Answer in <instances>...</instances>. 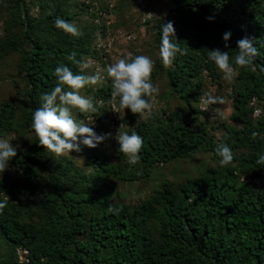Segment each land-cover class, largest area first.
<instances>
[{
  "label": "trees",
  "instance_id": "1",
  "mask_svg": "<svg viewBox=\"0 0 264 264\" xmlns=\"http://www.w3.org/2000/svg\"><path fill=\"white\" fill-rule=\"evenodd\" d=\"M167 1L165 17L141 21L153 45L141 50L137 44L129 53L154 61L151 80L159 93L153 107L161 104L144 116L121 110L119 133L136 132L144 141L140 161L131 165L118 152L116 136L104 148L81 144L80 152L57 156L39 145L31 128L41 95L56 86V67L63 63L81 74L68 55L91 65L85 75L114 62V50L102 45L120 34L113 17L123 0H0V69L11 60L15 71L7 75L14 97L0 104V138L18 149L0 174V201L7 200L0 212V264H20L19 248L30 251V264H264V165L256 164L264 154V0ZM147 2L139 6L142 17L153 14L150 4L159 0ZM57 17L82 35L56 28ZM168 21L185 54L177 53L166 68L159 46ZM225 32H231L228 48ZM121 33L137 40L136 30ZM244 37L254 39L255 70L234 64ZM216 48L229 52L237 72L227 95L223 73L207 58ZM85 91L100 102L98 111L77 110V119L105 127L111 81ZM206 93L231 102L228 118H211L201 102ZM222 143L234 153L223 166L216 154ZM197 155L212 163L199 176L165 178L136 206L121 201L115 183L151 182L158 169ZM258 178L260 185L253 183Z\"/></svg>",
  "mask_w": 264,
  "mask_h": 264
},
{
  "label": "clouds",
  "instance_id": "2",
  "mask_svg": "<svg viewBox=\"0 0 264 264\" xmlns=\"http://www.w3.org/2000/svg\"><path fill=\"white\" fill-rule=\"evenodd\" d=\"M145 16L151 18L153 14L148 13ZM55 26L73 37L82 35L74 23L59 17L55 21ZM160 30L159 57L163 66L167 68L173 65L177 53L183 55L185 51L173 42L175 38L173 22H163ZM230 38L231 32L223 34L225 48L229 47ZM236 49L238 51L234 57V64L239 68L255 70L253 63L258 51L254 45V39L249 37L239 39ZM207 58L223 73V79L226 81H232L236 77L233 58H230L228 51L222 52L219 48L208 50ZM66 59L77 64L81 74L74 73L63 63L56 67V86L50 93L41 95V106L34 111L32 117L31 128L38 138L39 145L44 149L57 156L70 155L71 152H80L81 144L95 148L111 136L110 133L98 135L90 126L93 122L85 123L83 120H78L73 112L78 110L80 114L96 113L100 102H94L91 97L82 95L81 89L89 85L103 86L106 79L111 81V103L114 112L118 109H130L133 114L139 116L151 113L159 89L151 80L154 61L149 56L129 54L111 63L103 71L96 70L92 75L82 74L91 65L83 60L78 61L75 52L68 55ZM201 102L205 110H208L213 105L224 104L225 99L206 93L201 97ZM213 111L218 113V109L214 108ZM258 135V132H253L252 138L255 139ZM115 136L119 145L118 152L127 157L129 164L136 165L140 161L139 153L143 147V138L136 132L131 134L121 132ZM17 150V146L9 140L0 138V174L7 170L9 162L17 156ZM216 154L221 158L222 166L234 160V153L227 144L218 145ZM256 164L264 165V154L259 155ZM6 207L7 200L0 201V212H3Z\"/></svg>",
  "mask_w": 264,
  "mask_h": 264
},
{
  "label": "rangeland",
  "instance_id": "3",
  "mask_svg": "<svg viewBox=\"0 0 264 264\" xmlns=\"http://www.w3.org/2000/svg\"><path fill=\"white\" fill-rule=\"evenodd\" d=\"M123 2V7H120L118 15L113 17V21L115 24L117 23L119 24L118 26L121 27L120 32L123 31L126 33V31L132 29L136 30L138 33H136L134 36L137 37V40L134 39V37L131 40H127L125 37L117 38L113 46L114 51L111 54V59H114V62L123 56H128L133 47L137 44H139L138 47L141 48V50H149L148 48L150 45H153L154 43L153 39H151L149 34L146 33L147 28L142 26L141 23L143 17L141 16L142 10L139 6L142 4V0H123ZM132 3H134L133 8H129V5ZM146 3H148L147 0H145L142 5L146 6ZM150 6L153 10L154 20L165 17L170 9L169 2L167 0H159V2L151 3ZM136 26H140V28H137ZM14 73L15 71L13 69V62L11 60H9L7 65H3L0 69V104L11 100L14 97L15 90L13 82L9 77H7L8 74L13 75ZM224 86L226 87L224 90L226 93L224 94L227 95V91H231V81L225 80ZM214 88L216 87L208 86L210 91ZM81 94L86 97H90L86 93L85 88L81 89ZM160 106V103L157 104L156 107H153V111L158 112ZM214 108L218 109V113L213 111ZM208 111L212 115L211 118H215L218 115L223 118H228L231 114V102L229 103V100H226L222 105H213L210 109H208ZM73 112L74 115H77V110H73ZM211 165V161L207 160L204 155H197L190 160L172 163L158 169L151 179V182L144 181L136 184L115 183V187L118 191L117 193L121 195L120 198L123 203L136 206L150 197V195L153 193V190L156 189L162 182L161 180H164L165 178L170 180L178 178L181 179V181H184L187 177L199 176L204 171V168Z\"/></svg>",
  "mask_w": 264,
  "mask_h": 264
},
{
  "label": "built area",
  "instance_id": "4",
  "mask_svg": "<svg viewBox=\"0 0 264 264\" xmlns=\"http://www.w3.org/2000/svg\"><path fill=\"white\" fill-rule=\"evenodd\" d=\"M87 4H90V1H87ZM113 7V5H111V8ZM151 13V12H149ZM148 14V13H146ZM154 15L151 18H147L145 15L143 17V23H146L148 20L153 19ZM120 37H125L127 40H131L133 37L131 36H127L123 33L120 32L119 36H115V37H111L108 41V43H104L102 45V47L107 48V49H113L114 43L116 42L117 38ZM135 39V38H134ZM118 100V98H117ZM116 100V103H117ZM118 104V103H117ZM112 105V104H111ZM261 114V111H257L255 112V116L259 117ZM93 118H88V122H90ZM122 121H123V115L121 113V109H118L116 112H114L113 108H112V112H111V118L110 120L107 122L108 124L105 127L100 126L98 123H93V129L94 131L99 135V134H111V136L106 139L104 142L100 143L98 145V149L104 148L108 145V141L110 139H112L115 135H117V133H119L120 128L123 126L122 125ZM252 182L251 180H249V183ZM253 183L255 184H261V179L258 178L256 180H253ZM18 259L20 264H30V251L26 248H19L18 252Z\"/></svg>",
  "mask_w": 264,
  "mask_h": 264
}]
</instances>
